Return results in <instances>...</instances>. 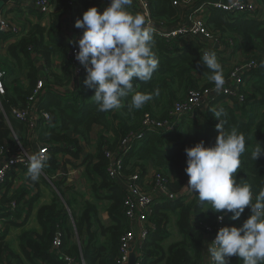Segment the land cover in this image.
I'll list each match as a JSON object with an SVG mask.
<instances>
[{"label":"trees","instance_id":"trees-1","mask_svg":"<svg viewBox=\"0 0 264 264\" xmlns=\"http://www.w3.org/2000/svg\"><path fill=\"white\" fill-rule=\"evenodd\" d=\"M68 1L70 0H60L59 2L65 4ZM77 1H79L82 11L76 9L72 12L71 21L73 23L82 18L83 12L89 7L98 5L96 1L90 3L83 0ZM259 2L261 3L259 6L264 8V0H259ZM149 7L151 16L155 20L168 22L175 16V10L171 8L170 0H149ZM60 18L59 14H54L48 27H43L38 23L32 24L26 20V34L7 47V57L3 62L7 68L5 70L7 78L14 77L12 81L17 83L20 75H23L29 82V87L21 89L16 85L12 88L11 94H8L5 88V95L1 102L2 109L8 113L11 107L22 106L35 86L39 74L31 58L30 49L43 58L46 67H48L51 58L58 57L60 71L51 74L50 84L48 83L49 89L42 104L43 108L52 115L54 125L47 130H42L39 134L43 143L53 145V148H50V164L47 171L53 167L58 144L73 142L74 136H79L88 142L91 128L100 126L103 133L98 136L96 157L100 170L99 175L106 180L107 161L104 158V150L114 151L126 136L138 128L144 113H149L155 119H165L169 110L172 109L175 102L181 99L180 96L183 93L189 89H198L194 88L197 86L194 76L209 78V73L200 62L202 55L200 48L194 43L187 46L180 55L173 57V52L169 49L170 46L154 37L152 50L159 64L152 79L147 82L134 80L133 89L122 99L120 109L101 112L92 97L93 90L87 88L85 84L79 85L71 94L65 92L62 95H57L53 90L54 86L64 87L71 80L68 54L72 42L61 37L62 20ZM209 26L211 30L220 32L223 43H226L228 38L236 43L237 40L240 41L244 53H252V57L258 62L259 68L248 75L246 82L247 84L250 82V93L246 96L245 104V107L248 106L249 117L246 121L239 119L232 108L225 102H221L216 107L209 108L205 112H196L193 117L182 120L173 133L147 134L143 140H135L137 142L134 141L130 144L131 148L123 164V174L130 175L139 170L140 178H142L146 167L151 166L172 177V191L180 190L187 176L184 171L186 167L184 149L194 146L201 140L206 146L215 142V137L218 134L215 129L217 121L212 110L223 108L227 114L226 130L235 128L246 137V151L241 157L240 168L237 169L234 176L238 183L251 185L254 194L253 203H255V197L264 191V155L257 160L251 159V151L255 147V143H259L264 148V20L257 21L245 19L243 15L215 12L209 20ZM3 38L6 40L10 36L4 35ZM258 55L260 58H255ZM222 68L226 79L230 67L222 65ZM212 85L214 82L210 81L207 86L203 87ZM83 89L85 91H82ZM157 89L159 94L154 95L153 99L141 109L130 108L131 97L136 92H153ZM241 107L242 110L245 109V107ZM22 133L21 125L15 122L6 124L0 115L1 145L12 144V134L19 138ZM6 198L3 202L13 200L11 197ZM60 205L53 202L39 210L38 220L43 228L42 235L32 238L31 235L25 233L21 236V252L27 264H63L51 252L52 241L58 230L62 233L61 254L75 259L79 258L80 253L75 246L71 249L67 247L65 234L61 230L66 214H63V207ZM210 207L211 205L207 202L201 203L197 196L190 200L185 197L182 201L155 205L150 219L156 226V231L149 235L143 245V263L198 264L205 234L201 226H210L212 230H216L217 227L216 216L219 213L208 210ZM93 211V206L85 205L84 216L80 220L86 218L84 222H87L88 214ZM108 211L117 219L116 225L112 228L114 231L110 234L111 243L107 248L94 245L90 251L83 252L81 257L85 264H115L114 259L118 250L119 238L126 230L127 221L122 213L121 201H116ZM172 213H176L175 226L182 240L167 246L165 250L160 245L163 239L158 235L164 233L161 229L162 223L167 222L169 214ZM249 215L250 208L248 207L235 221L229 218L231 213H228L224 216V224L225 226L239 227ZM110 230L107 229V231ZM1 239L2 236L0 237V255L4 249ZM14 259H17L16 264H25L18 258L14 257ZM229 261L230 264H243V261L235 256L230 257Z\"/></svg>","mask_w":264,"mask_h":264},{"label":"built area","instance_id":"built-area-1","mask_svg":"<svg viewBox=\"0 0 264 264\" xmlns=\"http://www.w3.org/2000/svg\"><path fill=\"white\" fill-rule=\"evenodd\" d=\"M59 1L5 0L8 13H20L22 19L13 18L10 13L9 15L3 14V11L0 10V35L10 36L8 40L12 43L23 37L27 31L26 16L30 10L40 15L47 24L51 23L54 14H59L62 20L60 35L72 42L68 54L71 80L61 90L60 86L53 87L57 95H62L65 92L71 94L79 85H83L86 72L74 58L75 52L78 50L74 41L79 38L82 30L74 27L71 14L78 9L79 1L70 0L65 4ZM83 1L89 3L96 1L98 11H103L108 4V0ZM170 5L175 10V16L168 22L155 20L151 16L149 0H132L128 10L134 15L140 14L146 18L153 28V38L157 37L170 46L169 49L173 52V57L180 55L187 46L194 43L200 48L202 54L205 51H214L221 65L233 68L219 93L216 92L215 85L189 89L182 99L174 103L165 119H155L149 113H144L138 128L126 136L114 151L104 150V158L107 161L105 168L107 179L112 183L122 180L125 184L122 213L127 221V226L119 238L118 250L114 259L115 264H128L132 252L135 256V264H144L143 245L149 235L156 231V226L150 219L155 205L174 203L182 201L185 197L187 199L196 196L185 188L188 181L187 176L181 191L174 192L171 188L172 177L169 174H164L161 170L154 169L152 175L144 173L142 178H140L139 170L133 174L124 175L123 164L131 148L130 144L135 140H143L145 135L150 133L158 135L173 133L182 120L193 117L196 112H205L209 108L216 107L225 100L234 99L244 107L246 96L243 95L244 92L240 90V87L245 90L244 82L248 80V75L259 68L257 60L251 55L246 56L245 61L239 65L236 64L239 55L237 43L230 38L226 43H223L220 32L211 30L209 20L215 12H220L243 15L245 19L263 21L264 8L249 2V0H170ZM68 33L72 35L68 36ZM30 51L34 65H39L43 72L37 76L35 86L22 106L11 107L8 113L3 111L4 122L6 124L15 122L21 125L23 133L19 138L12 134V144L5 146L0 144V237L4 233L5 225L12 221L14 215L24 207L22 203L15 200L3 202L4 198L8 199L9 197L6 195L7 187L15 184L17 176L28 172L29 158L33 154L48 156L41 174V176H46L50 164V148H53V145H47L39 138L42 130H47L54 125L52 115L42 106L45 94L49 89L48 83L50 84L52 72L46 67L40 55L31 49ZM6 79V71L0 66V97L5 95ZM216 224V230H212L207 225L201 226L205 234L203 259L201 257L200 264H210L207 249L218 229L225 226L224 219L220 222L217 221ZM61 240L62 233L58 230L52 241V254L57 256L63 264H84L82 258L79 260L61 254Z\"/></svg>","mask_w":264,"mask_h":264},{"label":"clouds","instance_id":"clouds-1","mask_svg":"<svg viewBox=\"0 0 264 264\" xmlns=\"http://www.w3.org/2000/svg\"><path fill=\"white\" fill-rule=\"evenodd\" d=\"M132 0H108L103 11L89 7L77 19L74 27L82 30L74 41L77 47L74 58L84 68V84L92 89L93 99L101 112L120 109L122 99L133 89V81H150L158 69L159 61L153 52V28L143 15L132 14L128 8ZM200 62L214 82L219 93L225 85L224 70L214 51H205ZM153 92H136L130 108L139 110L158 95ZM217 123L215 142L206 146L204 141L184 149L188 181L185 188L209 203L218 222L231 213L238 220L245 208L250 215L237 226L220 227L207 251L210 264H230L237 257L243 264H264V191L255 197L247 183H238L234 174L241 165L246 151V137L233 128L226 130V112L212 110ZM264 155L259 143L251 151V159ZM47 155L33 154L29 158L28 176L37 181L45 167Z\"/></svg>","mask_w":264,"mask_h":264},{"label":"crops","instance_id":"crops-1","mask_svg":"<svg viewBox=\"0 0 264 264\" xmlns=\"http://www.w3.org/2000/svg\"><path fill=\"white\" fill-rule=\"evenodd\" d=\"M249 2L257 5L261 4L259 0H249ZM7 8L5 0H0V10H6V14L9 15L10 12L8 13ZM78 9L82 11L80 5H78ZM10 16L22 19L20 13H10ZM39 16L33 10H30L26 19L32 24L38 23L43 27H48L49 24ZM71 35V33H68V36ZM0 38H2L0 39V53L6 58L7 47L13 43L8 39L5 40L1 35ZM236 46L238 51L246 54L240 41H237ZM47 66L52 73H58L60 71L59 58H52ZM35 67L38 69V74L43 72L39 65H35ZM194 77L195 79L201 78L198 75ZM25 80V76L20 75V83L22 84ZM246 82H244L245 90H242L241 87L240 90L250 93V82L248 84ZM205 83H208V81ZM59 88L62 89V87ZM42 103H44V100ZM225 103L234 110L239 119L246 121L249 117L248 106L242 110L241 105L234 99L225 100ZM0 115L3 118L2 104H0ZM101 133H103V130L100 126H93L89 133L88 142L79 136H74L73 139L75 140L73 142L58 144V152L54 155L53 167L47 171L46 176H40L37 181H32L28 176V172H26L16 177L14 185L7 187V195L22 203L24 207L14 215L12 221L5 225L1 239L4 249L0 255V264H16L17 259H14V257L27 264L21 252L20 238L25 233L31 235L32 238L42 235L43 228L38 220V212L42 207L53 202L61 204L60 206L63 207V214L66 215L61 230L65 234L67 247L71 249L75 246L79 251V260L82 258L83 252L90 251L94 245L105 248L110 245V234L114 231L112 228L116 225L117 219L113 214L110 215L108 209L116 201L122 203L125 184L122 180L111 183L99 175L100 170L96 156L98 136ZM153 170L154 168L147 166L145 174L152 175ZM147 180H149V177H147ZM181 189L178 191H181ZM192 198L189 197L187 200ZM87 204L93 206L94 211L88 214L87 222H84L86 218H83L82 221L80 219L84 216L85 205ZM175 220L176 213H172L169 214L167 222L162 223L161 229L164 233L159 234L158 237L163 239L160 245L165 250L167 245L182 240L176 229ZM107 229L111 230L107 231ZM202 254L203 245L198 264H200Z\"/></svg>","mask_w":264,"mask_h":264},{"label":"rangeland","instance_id":"rangeland-1","mask_svg":"<svg viewBox=\"0 0 264 264\" xmlns=\"http://www.w3.org/2000/svg\"><path fill=\"white\" fill-rule=\"evenodd\" d=\"M6 13V10H4L3 11V14H5ZM35 15V14H34ZM252 54V53H251ZM251 54H243V53H241L240 51H239V55H238V60L236 61V64H240L241 62H243V61H245V57L246 56H249V55H251ZM178 56V55H177ZM252 56V55H251ZM260 55H258V57L256 56L255 58H260L259 57ZM6 58L5 57H3L2 56V54L0 53V66L2 67V68H4V70H7V68L3 65V61L5 60ZM232 68L233 67H231V68H228L229 69V71H228V75H229V73L231 72V70H232ZM48 74H50V71H48ZM14 78V77H13ZM13 78L11 79V77L9 76L7 79H6V84H5V87L4 88H6L7 89V91H8V93H12V91H13V87H16V85H17V87H19V88H21V89H26V88H28L29 86V82L27 81V80H25L22 84L20 83V81H18L17 83H13ZM196 81V84H197V86L196 87H194V88H201V87H203V86H207L209 83H210V78H196L195 79ZM208 81V84H204V82H207ZM82 91H85V89H83ZM244 93H243V95L244 96H247L248 95V93L249 92H245V91H243ZM184 95H185V93H183L181 96H180V98L182 99L183 97H184ZM2 97H0V104H1V102H2V99H1ZM245 107V106H244ZM246 108V107H245ZM168 246V245H167Z\"/></svg>","mask_w":264,"mask_h":264},{"label":"water","instance_id":"water-1","mask_svg":"<svg viewBox=\"0 0 264 264\" xmlns=\"http://www.w3.org/2000/svg\"><path fill=\"white\" fill-rule=\"evenodd\" d=\"M128 264H135V256H134L133 252L129 256Z\"/></svg>","mask_w":264,"mask_h":264},{"label":"bare ground","instance_id":"bare-ground-1","mask_svg":"<svg viewBox=\"0 0 264 264\" xmlns=\"http://www.w3.org/2000/svg\"><path fill=\"white\" fill-rule=\"evenodd\" d=\"M245 89V88H244ZM248 116V115H247ZM245 119V118H244ZM247 120V119H246ZM135 142H137V141H135Z\"/></svg>","mask_w":264,"mask_h":264}]
</instances>
